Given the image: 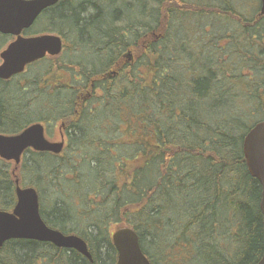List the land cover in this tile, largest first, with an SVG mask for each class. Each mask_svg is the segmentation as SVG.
Returning a JSON list of instances; mask_svg holds the SVG:
<instances>
[{
    "label": "trees",
    "instance_id": "obj_1",
    "mask_svg": "<svg viewBox=\"0 0 264 264\" xmlns=\"http://www.w3.org/2000/svg\"><path fill=\"white\" fill-rule=\"evenodd\" d=\"M260 7V0H64L42 14L30 30L70 32L80 55L92 53L91 73L113 67L115 46L131 49L134 65L81 107L84 137L71 139L60 157L31 154L36 163L20 166L36 177L28 185L58 191L65 205L53 199L49 206L64 216L52 221L64 224L48 226L80 236L92 262L47 243L11 241L0 264H115L110 225L133 229L151 264H257L261 188L247 171L242 142L264 120ZM54 69L60 78L83 76ZM39 74L44 84L22 83L20 131L40 118H27L32 94L45 111H60L46 96L54 93L45 82L51 71ZM65 104L69 117L81 105L70 95ZM10 170L0 167V199L14 189Z\"/></svg>",
    "mask_w": 264,
    "mask_h": 264
},
{
    "label": "water",
    "instance_id": "obj_2",
    "mask_svg": "<svg viewBox=\"0 0 264 264\" xmlns=\"http://www.w3.org/2000/svg\"><path fill=\"white\" fill-rule=\"evenodd\" d=\"M62 0H0V33L17 37L0 58V79H9L24 71L26 65L46 54L56 56L62 42L58 36L21 37L40 14ZM260 13L264 17V0ZM32 148L39 152L59 154L62 144H51L43 135L41 125H32L14 137L0 136V157L19 164L21 154ZM242 154L249 175L261 188L259 209L263 218V254L257 264H264V121L252 126L242 143ZM17 205L11 214L0 212V249L12 240L47 243L59 249L74 250L92 262L86 242L74 235H63L44 224L39 215L38 198L34 189H22L16 181ZM117 252L116 264H150L143 254L138 236L128 228L117 230L111 237Z\"/></svg>",
    "mask_w": 264,
    "mask_h": 264
},
{
    "label": "flooded vegetation",
    "instance_id": "obj_3",
    "mask_svg": "<svg viewBox=\"0 0 264 264\" xmlns=\"http://www.w3.org/2000/svg\"><path fill=\"white\" fill-rule=\"evenodd\" d=\"M51 9H53V7L44 11L42 14L46 13L47 11ZM37 21L39 22L38 19ZM36 22L33 24V26L36 24ZM32 27L29 28L28 30L22 31L21 37L30 38V37H38V36H44V35H56L61 39L62 49H61V52L56 56H51V55L46 54L42 59H39L35 62H32L26 65L24 68V71L20 74L12 76L9 79H0V110L2 114V117L0 120V136L14 137L21 132L20 129L18 128L21 127V117H22L23 109H22V103H21L22 101L21 94L19 92L22 87L27 86V85L26 84L23 85L22 83L24 80H21L20 78L30 77L32 78L31 81L36 79L38 83L44 84L43 82H40V80L38 79V74L40 73V71L45 72L47 70H50L51 76L48 78V80H45V82L47 84V87H48V84L51 85V87L49 88H52L54 93L47 94L46 96H49L50 99L52 98L53 99L52 101L54 103H58L57 105H55V107H57V109L60 111L56 112L55 110H53L54 105L53 107H51L46 104L47 105L46 108H50L46 111L42 109L41 107H39L40 106L39 100L35 98L37 93H34L31 95L33 100L30 101L29 105L32 107H30L31 108V110L29 111L30 115L27 118L33 119V117L35 116L36 117L38 116V118L40 117L38 120H35L31 123L40 124L43 127V133H44L45 139L49 143H52V144L53 143L62 144V149L64 151L67 147L70 146L71 139H75V137L82 138L84 137L86 133L85 129H82V127L78 125V122L80 121L81 116H82L81 112L82 113L84 112L82 111V108H86L87 107L86 104L92 106L96 102L95 97L101 94V88H100L101 86H105L107 90L108 87H111V82L113 80H118L121 76L122 77L129 76L128 70L134 65L133 54H132L131 49L127 51H119L116 46L114 48H111L110 52L111 54L113 53V56H114V57H111L113 59L112 61L113 67H111L110 70L106 71L105 73H101L99 75L97 73L94 74V73H91V71L94 70V68L90 67L89 63L87 62V58L90 60V56H92V53L85 52L86 55H83V54L80 55V50L78 51L77 48L73 46L70 41L71 40L70 32H67L65 33V35L60 36V35H57V34H54L48 31H43V30H38V29L30 30L32 29ZM82 33L83 32L80 31L79 33L80 37H87V38L92 37L90 33L84 32V35ZM0 36H1L0 39L2 40L0 43V55H1L2 51H4L12 42H14L17 37H14L12 35H4L1 33H0ZM146 46H147V39L143 41L142 48L144 49L146 48ZM1 63H2V60L0 58V64ZM90 64H93V63L90 61ZM62 66H65V67H62ZM55 67H57L56 70L58 71L59 69L69 70V68L70 69L77 68L78 71L83 72V76L80 77V74H77L74 76L72 75V77H70L69 79L60 78L58 74L60 75H63V74L62 72L57 73L54 69ZM87 75H88L89 80L87 81L88 83L86 84L85 76ZM98 82H104L106 84L102 85V84H98ZM65 88L73 90L72 92H75V93L73 94L67 93L65 91ZM95 90L97 91L96 93H95ZM41 95L44 96V94H41ZM69 95L72 96L75 101L81 104L79 106L80 108L77 107V104L75 105L73 104L75 108L72 109L71 117H69L68 112H67V110L69 111V105L65 104L66 100L68 101ZM97 101H99V99H97ZM51 112H53L52 118H49L46 120L41 119V117L44 116L42 114L46 115ZM64 112H67V114H65ZM31 123H28L24 128H27V126ZM57 126L59 127L58 128L59 140H54V139H51V137H53V132L55 131ZM63 151L59 155H55V154L48 153V152H45V153L37 152L33 149L26 150L21 156L19 165L22 166L27 161H32V162L35 161L34 163H36L35 155L49 154L51 156L60 157V155L63 154ZM31 154H34L33 156L35 157H32ZM26 155L28 158L25 159ZM0 164H3L4 166H7V167L15 166V162L6 161L1 158H0ZM18 169L19 168L17 169L12 168L10 170L14 189L13 191L10 190L9 196L5 195L3 199L2 198L0 199V211L7 212V213H11L13 211V208L16 204V193H15L16 173L14 174L13 172H16V170ZM30 187H34V186H30ZM34 188L36 189L37 194H38L39 215L42 221L44 222V224L45 225H61V224L63 225L64 222L55 223L54 221H52L54 219L64 218L63 214H61V212H55L53 209H51V211L45 212L43 209L44 203L42 202V196L40 194V191L36 187ZM55 192H58V191H55ZM61 198L62 197H57L54 200L55 202L56 201L61 202V203L63 202L62 205H65L64 201ZM57 213L60 214L58 218L56 216Z\"/></svg>",
    "mask_w": 264,
    "mask_h": 264
},
{
    "label": "rangeland",
    "instance_id": "obj_4",
    "mask_svg": "<svg viewBox=\"0 0 264 264\" xmlns=\"http://www.w3.org/2000/svg\"><path fill=\"white\" fill-rule=\"evenodd\" d=\"M71 3H74V2H71ZM235 3L238 4L239 2L236 1ZM20 79L24 80V78H20ZM258 119H260V118H258ZM257 121H261V120H257ZM58 128L59 127L57 126V128L53 132V137H51V139L59 140V130H58ZM0 167H5V166L3 164H0ZM10 168H12V167H9V170H10ZM18 175H19V178L22 179V181H24V184H25V185L23 184L24 186H28L27 183H29L31 179L34 180L36 178V177H32V174L25 173L23 167L19 168ZM48 186L49 185L44 184V183L39 186L40 190H41L40 194L42 196V202L44 203L43 209H44L45 212L51 211V207L49 206L51 204V200L52 199H56L58 197V192L54 193L53 191H51L49 189H46V187H48ZM70 196H72V195H70ZM73 196H74V194H73ZM75 199H76L77 203H73L74 199L72 197L69 200L71 201V203L73 205H75V208H77L79 210L80 209L79 206L81 205V203H80L79 199H77V197H75ZM45 202H47V203H45ZM69 206H70V203H69ZM115 229H116L115 225L108 226V228H107L108 236H111V234L115 231Z\"/></svg>",
    "mask_w": 264,
    "mask_h": 264
}]
</instances>
